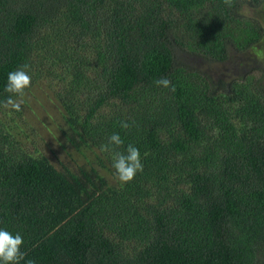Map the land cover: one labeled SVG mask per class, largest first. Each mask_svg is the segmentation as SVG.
I'll list each match as a JSON object with an SVG mask.
<instances>
[{"label": "trees", "instance_id": "16d2710c", "mask_svg": "<svg viewBox=\"0 0 264 264\" xmlns=\"http://www.w3.org/2000/svg\"><path fill=\"white\" fill-rule=\"evenodd\" d=\"M262 43L264 0H0V101L29 64L25 93L44 79L67 145L113 177L34 153L24 105L0 106V228L23 237L20 264H264V68L198 63ZM114 132L141 154L126 184L100 151Z\"/></svg>", "mask_w": 264, "mask_h": 264}, {"label": "rangeland", "instance_id": "374dc122", "mask_svg": "<svg viewBox=\"0 0 264 264\" xmlns=\"http://www.w3.org/2000/svg\"><path fill=\"white\" fill-rule=\"evenodd\" d=\"M251 14L258 15V11L250 10ZM261 15V14H260ZM261 50H248L243 53H233L231 60L225 63H203L200 66L211 70L213 75L231 77L246 74L258 67L264 68V43ZM24 106L23 114L16 116L20 126L23 143L34 153H44L57 166L62 164L75 168L79 165L100 168L109 179L113 180L111 173L98 165L96 152L84 149L77 151L67 145L61 132L63 117L61 109L54 99L52 89L44 79H40L31 91L18 98ZM11 112L10 108H7ZM27 134V137H26Z\"/></svg>", "mask_w": 264, "mask_h": 264}, {"label": "clouds", "instance_id": "9594fccd", "mask_svg": "<svg viewBox=\"0 0 264 264\" xmlns=\"http://www.w3.org/2000/svg\"><path fill=\"white\" fill-rule=\"evenodd\" d=\"M224 3L231 6L232 0H224ZM29 69L30 65L25 63L8 73L4 92L10 95L0 101V106L15 111L20 110L22 101L15 97H23L25 90L30 87L32 78L29 75ZM154 83L164 88L171 86V91H175V86L167 77L158 78ZM119 125L122 129H128L131 126L127 120L119 121ZM123 144L121 136L114 132L107 138L106 143L100 145V151L111 154L112 168L115 170L116 178L126 184L132 181L138 172L143 171V164L139 149L130 143L124 151L118 150ZM23 242V237L19 233L13 234L0 228V264H20L24 261L26 254L21 251ZM26 264H35V261L27 260Z\"/></svg>", "mask_w": 264, "mask_h": 264}]
</instances>
